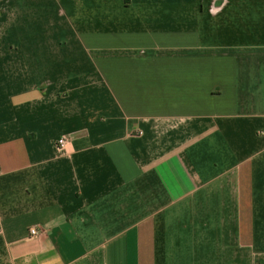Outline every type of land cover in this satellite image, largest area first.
Listing matches in <instances>:
<instances>
[{
	"label": "crops",
	"instance_id": "obj_1",
	"mask_svg": "<svg viewBox=\"0 0 264 264\" xmlns=\"http://www.w3.org/2000/svg\"><path fill=\"white\" fill-rule=\"evenodd\" d=\"M0 264H264V0H0Z\"/></svg>",
	"mask_w": 264,
	"mask_h": 264
},
{
	"label": "built area",
	"instance_id": "obj_2",
	"mask_svg": "<svg viewBox=\"0 0 264 264\" xmlns=\"http://www.w3.org/2000/svg\"><path fill=\"white\" fill-rule=\"evenodd\" d=\"M67 144V139L65 137L60 138L58 141V145L61 149H64L66 147ZM31 236L37 237L39 236V231L36 228H33L30 232Z\"/></svg>",
	"mask_w": 264,
	"mask_h": 264
}]
</instances>
